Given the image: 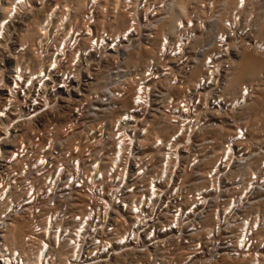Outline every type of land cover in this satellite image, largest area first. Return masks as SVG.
Instances as JSON below:
<instances>
[{
  "label": "built area",
  "instance_id": "1",
  "mask_svg": "<svg viewBox=\"0 0 264 264\" xmlns=\"http://www.w3.org/2000/svg\"><path fill=\"white\" fill-rule=\"evenodd\" d=\"M230 2L228 13L223 0H130L121 10L86 11L79 25H90L89 39H105L94 47L76 43L77 35L56 42L47 34L36 44L8 19L0 24V43L13 41L19 57L8 51L0 60V246L1 222L26 218V242L45 233L56 241L44 264L264 258V119L254 125L244 116L264 75L229 90L241 54L263 53L264 44L253 1ZM25 18L21 12L16 20ZM184 26L196 34L183 38ZM110 30L122 38L111 44ZM178 39L182 50L176 44L172 53ZM40 69L54 74L44 81ZM191 123L200 126L192 131ZM179 126H189L190 139L169 166L165 151L186 132L174 138ZM18 245L3 248L0 263L18 249L16 258L50 254Z\"/></svg>",
  "mask_w": 264,
  "mask_h": 264
},
{
  "label": "bare ground",
  "instance_id": "2",
  "mask_svg": "<svg viewBox=\"0 0 264 264\" xmlns=\"http://www.w3.org/2000/svg\"><path fill=\"white\" fill-rule=\"evenodd\" d=\"M3 1H4V4H3V7L0 11V24L3 21L8 19L9 20L8 24H11V25L15 24L16 34H18L19 37L20 36L22 38L24 36L29 37V40L34 41L37 44V41H39V39H40V43L43 42L42 36L43 35L46 36L47 34H49L50 39L53 38L54 40L55 39L57 40L59 35H62L61 36L62 40H63V38L68 37L69 35H73V36L77 35L76 43L79 41H81V43H83L84 41H86L88 39L89 42L91 41V44H89L88 42L84 43V44L92 45L94 41L101 42V40H105V39L103 37H100L99 35L94 36V37L89 39L87 36V31H89V29L91 28V27L89 28L90 25H87V29H85L84 27L79 25V23H81L82 20L84 19L85 15H86V11H91V10L97 11L98 10V11H101L103 13V11H107L110 7H114L115 10L116 9L121 10V9L125 8V6L127 5L126 3L129 2L130 0H71V1L67 0L64 2L62 0H3ZM180 1L182 3H186V4H194L195 2H198V0H180ZM223 2H224L225 10H226L224 12L225 13L230 12V11H228V9L231 7L232 2H230V0H223ZM62 3H65V4H62ZM94 4L96 5L95 8H94ZM14 5H15V12L12 11ZM251 7H252V10H254L255 4H252ZM36 8H37V11H30L31 9L34 10ZM170 8L168 11H172V10H170ZM21 12L23 15L25 14V17H26L25 21H17L16 20L18 18V16H20ZM12 13L14 16V17L12 16L13 19H9L10 15ZM174 13H176V12H174ZM174 13H173V15L167 14V16H169V17L167 20H165L164 24H166L167 22H171L170 20L173 19L172 16L175 15ZM29 15L31 18H29ZM250 15L251 16L253 15L256 19V22H254V24L255 23L257 24L258 34H259V36H260V38L264 44V10L259 11V15H258V12L251 11ZM178 21H179V19L176 22L178 23ZM44 23H45V25H43ZM52 26L55 28H50ZM99 26L104 28V29H107V30H105L106 32L109 31L108 28L106 27V23H105L104 19H102V22L99 24ZM110 31L113 32V30H110ZM181 33L182 34H180V36H182L184 38V37L193 36V34H196V31L191 32L190 30L187 29V27L184 26V28H182V30H181ZM209 33H212V32H208L207 34H209ZM109 35L112 39L111 44H113L114 42H116V40L122 38L119 36L123 35V31L122 30L114 31L112 34H109ZM59 41H61V40H59ZM178 41L179 42H176L174 44V46H171L170 51L172 53H173V51H177L176 48L173 50V47H175L176 44L180 45L179 52L182 50L181 41L179 39H178ZM4 42L0 43V60H2L4 58L3 52L7 53L8 51H9V59L10 58H19L15 55V52H13V50H12L13 49V44H12L13 41L11 42V44L8 43V41H6L5 43ZM230 42H231V40L228 43H230ZM68 43H67V41H64V45H67ZM260 44H262V42H260ZM60 45H61V42H59L58 46H60ZM84 46H86V45H84ZM65 47L67 49H69V47H67V46H65ZM107 47H109V45H107ZM96 49H99L100 53L106 52V48L100 46V44H97ZM47 50L50 51V46H48ZM71 53L72 52L69 51L68 53H66V55H69V54L71 55ZM150 53H152V57H153V52L151 51ZM185 56L186 55H184L182 57V59H184ZM72 58H74V55L72 56ZM88 62L89 61H87V63ZM202 64H203L202 69L200 68L196 72L199 75H202V77H203L205 62L204 63L202 62ZM58 72H61V74L63 76H67L68 78L70 76L75 77L74 74L67 73V72H64L62 70L58 71ZM261 72H264V52L262 53V52H259L258 50H253V52H252V50L244 51L241 54V59H240L239 63L235 65L234 74H233V77L231 79V83L229 85V90L233 93H237L241 89V85L244 82L250 81L251 79L255 78L258 74H260ZM52 74H54V73H48L47 71L42 72V70H41V72L36 73L37 77L42 76L43 77L42 80H44V81L49 79ZM78 75H79V73H78ZM194 76H197V74H195ZM79 77L80 76H76L75 78H79ZM63 78L64 77H62V79ZM166 79H168V78H166ZM171 80L169 81L168 84L166 82V85L164 83L165 81H163L162 84H163L165 89H162V90L164 93H167L166 92L167 89L172 87ZM198 82H200V81H196V83H198ZM167 86H170V87H167ZM191 88H192V86H191ZM131 91H133V87L131 88ZM263 91H264V83L262 86L259 87L254 99H252L251 102L249 100L248 106L246 107L245 112H244L245 115L250 114L251 116L255 117V115H257V113H259V111L262 109L260 107L263 106V97L262 96H264V95H262V96H259V95H261V93L263 94ZM132 98H133V95H132ZM135 98L136 97H134V101H135ZM141 101H143V98H141ZM174 103H176V104L173 105V107H171V109L173 111H175V112H173V114H174V117L176 118L177 117L176 112L181 108V106L179 104L180 103L179 100H174ZM182 112L183 111L179 112L180 113L179 117H181ZM248 119H250V117H248ZM199 126H200L199 123H194V124L191 123V125H190L192 131L196 130ZM183 129L186 130L183 137L179 141H177L175 144H172L170 146V149L168 152L165 151L166 155L168 156V165L169 166H171V165L173 166V164H175L173 156L176 155V151L178 153L179 145L183 141L190 139V138H188V135H187V132H189V126H186V127L179 126L177 131L174 134V138H176L178 136V133L181 132ZM203 129L204 128L202 127V130ZM171 139H169L168 141L171 142ZM157 140H158V137H157ZM166 146L168 147L169 145H166ZM1 225L3 226L4 229H6V231L1 234L2 245L0 246V257L4 256V253L2 252L3 248H5V247L10 248L11 246H13V245L15 246L17 244H19L18 247L19 248L22 247V249H25L27 246L29 248H33L34 246L38 245V247L41 250V247L44 246L45 248H47L49 250V253H50V254H47L45 256L44 252L41 251L40 256H39V253L37 254V260H32L31 257H28V255H26L27 256L26 258H24L22 255H19L18 258H16L14 255L15 254L17 255L19 249L17 252H14L15 250H13L14 253H10L9 257H6L3 259V261L6 264H38L39 259L43 260V264H44V261L49 256H51L53 258L52 252L57 253V251L55 249V244H56L55 239H52V237H50L49 239H46V236H47L46 233L40 237H36V239H34L30 242H26L27 238L30 236V233H31L30 229H32V224L26 218L24 221L18 220L17 222H15V221L1 222ZM59 241H60V238H59ZM69 243H70V241L64 243V246L69 247ZM59 248L61 249L62 247L59 246ZM0 264H2V263H0ZM253 264H255V263H253ZM258 264H264V258H260Z\"/></svg>",
  "mask_w": 264,
  "mask_h": 264
},
{
  "label": "rangeland",
  "instance_id": "3",
  "mask_svg": "<svg viewBox=\"0 0 264 264\" xmlns=\"http://www.w3.org/2000/svg\"><path fill=\"white\" fill-rule=\"evenodd\" d=\"M63 2L64 1H67V0H62ZM61 1V2H62ZM71 1V0H70ZM69 1V2H70ZM62 4H65V3H62ZM253 4H255V9H254V11H256V12H258V15H259V11H263L264 10V0H253ZM263 5V6H262ZM74 7V6H73ZM29 10V9H28ZM30 11H37V8L36 9H34V10H30ZM39 11V10H38ZM29 14V13H28ZM29 18H31L30 17V15H29ZM253 52V51H252ZM264 72H261L260 74H258L255 78H257V77H259L260 75H264L263 74ZM255 78H253V79H255ZM253 79H251V80H253ZM250 80V81H251ZM259 95V94H258ZM262 95H264V91H263V94L261 93V95H259V96H262ZM258 96V97H259ZM263 97V106L262 107H260V108H262L260 111H259V113H257V115H255V117L254 116H251L250 114V116L247 114V115H245V118L246 119H248V117H250V119H248L249 120V122L251 123V124H253L254 122L256 123H254V125H258L259 123H260V121L262 122L263 121V119H264V96H262ZM254 119V120H253ZM253 122V123H252Z\"/></svg>",
  "mask_w": 264,
  "mask_h": 264
}]
</instances>
